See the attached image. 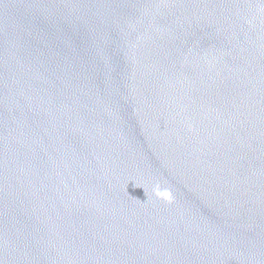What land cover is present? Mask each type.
I'll list each match as a JSON object with an SVG mask.
<instances>
[{
	"label": "water",
	"instance_id": "1",
	"mask_svg": "<svg viewBox=\"0 0 264 264\" xmlns=\"http://www.w3.org/2000/svg\"><path fill=\"white\" fill-rule=\"evenodd\" d=\"M0 264H264V0H0Z\"/></svg>",
	"mask_w": 264,
	"mask_h": 264
}]
</instances>
